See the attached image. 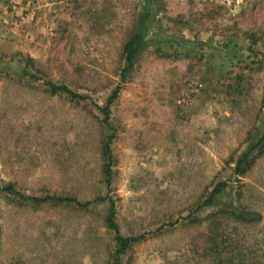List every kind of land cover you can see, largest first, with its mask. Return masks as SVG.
<instances>
[{
    "label": "rangeland",
    "instance_id": "1",
    "mask_svg": "<svg viewBox=\"0 0 264 264\" xmlns=\"http://www.w3.org/2000/svg\"><path fill=\"white\" fill-rule=\"evenodd\" d=\"M4 184L90 203L0 193V264H264V0H0Z\"/></svg>",
    "mask_w": 264,
    "mask_h": 264
},
{
    "label": "trees",
    "instance_id": "2",
    "mask_svg": "<svg viewBox=\"0 0 264 264\" xmlns=\"http://www.w3.org/2000/svg\"><path fill=\"white\" fill-rule=\"evenodd\" d=\"M146 14H149L148 12H145L143 15V18L141 19V22L144 21L146 17ZM142 44L141 34L140 31H137L125 44L124 46V52H125V66L123 67V70L121 72V80H124L125 72L129 71L133 64L134 59L137 57L140 46ZM47 86L49 88L50 93L56 94V93H65L68 94L71 98H80L81 95L73 92L68 86L66 85H58L54 84L52 82H48ZM119 86H117L111 95L108 97L107 105L103 109L104 111L108 110V105L117 97ZM105 147V153L109 157L110 154V148H109V142L107 141L104 145ZM254 149V145H250L243 153L242 155L237 159L235 171L241 172L242 165L248 161L250 154L252 153ZM107 177L109 176V169L106 170ZM226 183L224 181H220L216 183V185L213 187L210 196L204 201V204H209L212 202V196L218 192H220L224 187ZM0 193H12L19 196L21 199L25 200H32L36 202H48V201H55V202H73L79 206H86L90 203V201L86 202H80L77 199L73 197L68 196H54V195H43V196H29L24 195L20 193L19 191L15 190L14 186L12 184H4L0 185ZM107 224L108 227L113 229L116 233L115 239L117 241V244L119 246L120 252L126 249L132 242L138 241L140 238H142L143 235H138L135 237H123L119 234V231L117 229V225L113 220V217L111 214L107 217Z\"/></svg>",
    "mask_w": 264,
    "mask_h": 264
}]
</instances>
